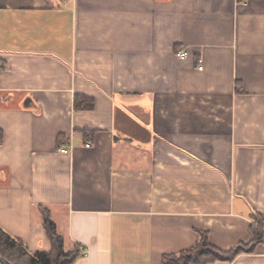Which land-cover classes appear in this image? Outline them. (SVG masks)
<instances>
[{"label": "crops", "instance_id": "0c3cea01", "mask_svg": "<svg viewBox=\"0 0 264 264\" xmlns=\"http://www.w3.org/2000/svg\"><path fill=\"white\" fill-rule=\"evenodd\" d=\"M42 209L74 264L264 231V0H0V227L48 251Z\"/></svg>", "mask_w": 264, "mask_h": 264}, {"label": "trees", "instance_id": "16d2710c", "mask_svg": "<svg viewBox=\"0 0 264 264\" xmlns=\"http://www.w3.org/2000/svg\"><path fill=\"white\" fill-rule=\"evenodd\" d=\"M177 51V50H176ZM43 228L50 242L48 251H27L25 242L13 237L0 227V257L3 264H74L81 256V247L74 246L70 251L64 250V238L58 233L50 212L42 209ZM257 226L253 227V240L238 243L230 250H222L209 242L208 233L202 231L195 245L178 253L165 254L162 264H210L214 262H231L241 254L253 253L263 243V221L255 216Z\"/></svg>", "mask_w": 264, "mask_h": 264}, {"label": "built area", "instance_id": "2783aa9c", "mask_svg": "<svg viewBox=\"0 0 264 264\" xmlns=\"http://www.w3.org/2000/svg\"><path fill=\"white\" fill-rule=\"evenodd\" d=\"M175 55L179 58V59H187L190 55L188 50L185 49H179L175 52ZM198 69L199 70H203L204 69V60L203 58H199L198 59ZM88 146L91 145V142L87 143ZM60 152L61 153H69V150L66 147H61L60 148ZM263 245H264V239H263ZM88 255V251L87 249L81 247V256H87Z\"/></svg>", "mask_w": 264, "mask_h": 264}, {"label": "rangeland", "instance_id": "374dc122", "mask_svg": "<svg viewBox=\"0 0 264 264\" xmlns=\"http://www.w3.org/2000/svg\"><path fill=\"white\" fill-rule=\"evenodd\" d=\"M47 241V240H46ZM48 243V241L47 242H44V249H46V244ZM26 249H27V251L28 252H30L31 254H33V252H31V251H29V249L26 247ZM48 249H50V246H48ZM70 248H69V244H65V246H64V250L65 251H67V250H69ZM70 251V250H69Z\"/></svg>", "mask_w": 264, "mask_h": 264}, {"label": "water", "instance_id": "95a60500", "mask_svg": "<svg viewBox=\"0 0 264 264\" xmlns=\"http://www.w3.org/2000/svg\"><path fill=\"white\" fill-rule=\"evenodd\" d=\"M0 264H3V261H2V259H1V257H0Z\"/></svg>", "mask_w": 264, "mask_h": 264}]
</instances>
